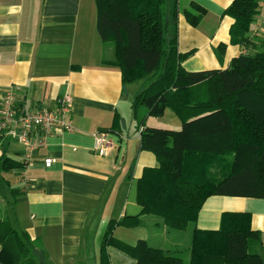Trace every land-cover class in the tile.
<instances>
[{
	"label": "crops",
	"instance_id": "1",
	"mask_svg": "<svg viewBox=\"0 0 264 264\" xmlns=\"http://www.w3.org/2000/svg\"><path fill=\"white\" fill-rule=\"evenodd\" d=\"M262 1L250 27L252 41L264 34ZM232 2L178 0L177 48L180 53L191 52L182 63L186 71L225 70L233 59L253 52L251 44L232 40L234 20L225 13ZM191 5L205 11L197 27L183 15ZM111 53L112 47L96 30L94 0H0V101L10 87L19 90L27 107H52L63 95L72 99L67 117L71 129L57 128L29 163L3 174L11 187L20 190L9 221L38 245L45 264H98L110 221L136 216L139 226L114 227L106 249L110 264H135L114 243L132 247L145 240L168 255L180 252L178 241H167L170 233L162 220L150 221L151 215H142L136 201L143 170L158 166L155 155L141 149L140 131L144 126L177 131L180 122L176 116L167 119V111L154 118L140 109L145 123L139 126L131 102L142 81H137L139 90L137 82L124 84L118 68L102 63ZM100 131L109 141L104 156L93 151V135ZM4 150L12 159L24 160L15 143L0 141V155ZM47 158L53 160L50 167L44 166ZM224 212L251 214V228L260 237L264 258V199L229 196L204 201L196 222L183 231L188 254L192 229L218 231Z\"/></svg>",
	"mask_w": 264,
	"mask_h": 264
},
{
	"label": "trees",
	"instance_id": "2",
	"mask_svg": "<svg viewBox=\"0 0 264 264\" xmlns=\"http://www.w3.org/2000/svg\"><path fill=\"white\" fill-rule=\"evenodd\" d=\"M96 30L112 53L103 64L116 67L122 82L142 81L131 109L139 126L145 117L160 118L171 110L180 122L177 131L145 127L141 149L152 152L156 168H146L137 182L136 201L142 215L162 220L170 230L194 224L210 196L264 199V37L250 40V27L260 0H233L225 13L233 18L232 40L251 44L252 53L233 59L225 70L186 71L182 63L191 52L177 48L178 0H94ZM167 5V6H166ZM166 6V7H165ZM205 11L196 5L183 10L193 27ZM0 141H7L1 140ZM2 151L0 187L13 208L18 188L3 177L23 168ZM140 225L139 216L110 221L98 251V264H110L107 246L115 226ZM135 264H264L260 237L251 228L248 212H224L218 231L194 227L189 261L152 248L145 240L132 247L114 243ZM0 262L45 264L42 252L25 231L13 226L0 208Z\"/></svg>",
	"mask_w": 264,
	"mask_h": 264
},
{
	"label": "built area",
	"instance_id": "3",
	"mask_svg": "<svg viewBox=\"0 0 264 264\" xmlns=\"http://www.w3.org/2000/svg\"><path fill=\"white\" fill-rule=\"evenodd\" d=\"M72 99L68 95L58 97L52 107H27L20 100L16 87L8 88L0 101V139L18 145L25 163H29L36 152L46 145L49 137L58 128L71 129L67 117L71 111ZM109 147L107 135L100 131L93 135V151L98 156L106 155ZM53 160H44L50 167Z\"/></svg>",
	"mask_w": 264,
	"mask_h": 264
},
{
	"label": "rangeland",
	"instance_id": "4",
	"mask_svg": "<svg viewBox=\"0 0 264 264\" xmlns=\"http://www.w3.org/2000/svg\"><path fill=\"white\" fill-rule=\"evenodd\" d=\"M262 3L264 4V0L262 1ZM263 4L261 6V8H263V10L261 11L262 18H264V5ZM181 6H183V5L181 4ZM260 25H261V27H264V22L262 19L260 20ZM257 37H258L257 39H261L264 37V34H260V35L258 34ZM108 45L111 46L110 43H108ZM140 84H141L140 82H137L134 84V86L137 87V90H139ZM168 117L176 118L174 113L171 110H167V119H168ZM7 197H8V192H7L6 187L5 186L0 187V208H1L2 212L4 213V215L7 214L8 217H12V214H10L12 209L7 208V206H6ZM150 219H151L150 221H153V219L160 221V219L158 217H154V216H150ZM192 225L193 224H189L190 227H192ZM168 232L170 233V236L167 235V241L173 240V241H178L180 243V252H177L176 256L181 258L184 263H187L189 254H188V250L186 248V232L174 231V230H170V229H168ZM161 242H163L165 244L166 241L165 242L161 241ZM150 246L153 247L154 245L150 243Z\"/></svg>",
	"mask_w": 264,
	"mask_h": 264
}]
</instances>
